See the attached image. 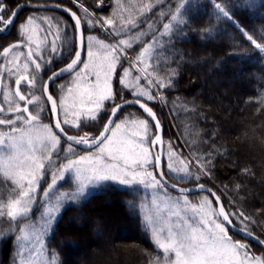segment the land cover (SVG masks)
<instances>
[{
    "label": "trees",
    "instance_id": "1",
    "mask_svg": "<svg viewBox=\"0 0 264 264\" xmlns=\"http://www.w3.org/2000/svg\"><path fill=\"white\" fill-rule=\"evenodd\" d=\"M5 1L11 5H64L79 15L85 32L91 19L85 7L96 19L113 20L118 17L114 15L117 11H124V17L134 11L133 18L141 20L135 36L144 28L142 22H149V31L139 35L140 45H152L153 51L147 77L141 78L139 84L150 88L154 99L133 97L127 90L123 96L147 103L163 124L165 177L182 186L210 187L222 199L232 223L264 241V53L255 49L241 32L243 29L258 40L264 37V0H218L232 19L218 12L211 0H183L179 14L175 5L181 0ZM59 15L72 24L66 16ZM165 24L169 25L167 29ZM96 32L102 38L100 31ZM127 33L122 32V36ZM60 48L63 50L59 63L63 64L73 54V36ZM69 79L71 76L56 81L52 94H56V85ZM113 89L121 93L116 76ZM128 112L149 119L138 108L129 106L119 112L115 123ZM107 118V111H103L96 121L81 122L75 130L62 125L69 134L87 132L96 136ZM72 148L82 152L94 150ZM153 174L158 180L155 167ZM2 178L0 175V264H21L25 251L29 252L23 249L21 241L24 222L13 223L5 215L3 204L11 191L9 182ZM191 196H206L215 205L207 193ZM153 197L145 185L138 183L122 187L102 184L85 198L66 206L56 220L48 221L50 228L41 230L40 235L33 233L36 240L30 251L41 244L40 264H160L164 258L153 242L155 233L149 219ZM104 202L115 208L105 210ZM186 207H181L180 213L194 211L195 215L194 209ZM37 209L29 221L36 231V223L43 220ZM78 214L91 220L87 225L76 226L72 221ZM104 223L113 228L109 231V243L102 248L91 242L90 236L104 229ZM79 234L89 240L88 259L84 261L74 258L77 244L73 238H79ZM247 243L260 252V247Z\"/></svg>",
    "mask_w": 264,
    "mask_h": 264
},
{
    "label": "rangeland",
    "instance_id": "2",
    "mask_svg": "<svg viewBox=\"0 0 264 264\" xmlns=\"http://www.w3.org/2000/svg\"><path fill=\"white\" fill-rule=\"evenodd\" d=\"M99 3H101V1ZM41 14V12H35V17H33L34 23L28 26V31L24 34V40H26L31 47L30 52H27L26 50L24 55L22 47H18L7 56L6 65L3 67L0 65V103L2 107L5 108L4 113L0 114V119H7L9 117L13 118L15 120L14 127L17 129L16 131H13V126L0 125V175L3 177V180L9 182V188L11 191L10 197H8L3 204L4 213L9 219L12 220V218L9 217L7 213L8 211L12 210L11 204L14 200L20 199L22 203L27 202V198L20 196V192L22 191L20 184H22L24 188H27L26 181L30 172H35L40 177L35 192L30 194L32 196V203L30 205L31 210L26 216H18L16 220H12L13 223L21 220L25 224L21 226V241L24 242L23 249L28 250L29 252L27 253L25 251V255L21 258V264L41 263V244L38 243L35 245L36 247L30 251L31 245L34 246L33 242L36 240L33 233H38L40 235L41 230L50 228L51 224L48 221L56 220L58 217H60L63 209L66 206L85 198L87 194L102 184L112 183L119 187L126 186L121 185L116 181L110 180L97 184L90 180V173L87 171H83L79 175L75 171H65L64 178H59L61 172L60 165L66 164L69 159H76L79 155L87 154L89 151L82 152L73 148V151L69 152L68 145L70 144L65 142L63 139L60 140V144L55 150H51L52 142L48 135V130L43 127V125L47 124L49 128L53 129L51 113L42 94L43 82L48 75L46 71H43L45 69L43 65L47 67L52 61H54L57 50L55 53L52 52L51 45L53 43L56 45V49H58L63 42H66L67 38H72L73 36V51L75 52L76 31L74 27L70 30V25H68V22L61 18L59 14L54 12L45 14V19L43 21L49 27H44L43 22L40 20V18H38V15ZM87 15L91 17L90 20L93 21L95 26L90 24V20H88V24L86 26L87 31L85 32L84 30L85 55L83 60L89 62L86 49L91 48V50L94 52L99 53L98 57L94 59L96 60L97 64H100L103 62L102 57L103 54H105V46L116 44L117 48L121 52V63L124 65V67L128 68L130 73V75L125 78V82L129 85V89L134 88L137 92L144 91L147 94H151L149 92L151 90L150 88L140 86L139 84L141 78L147 77V66H149V61L153 51L152 45L144 46V48H141L140 45L143 33L142 31H149V28H151L148 26L149 22L143 21L142 23L144 24V28L140 31L138 36H135L137 35V33H135V29L140 24L141 20L138 19L139 17L133 18L134 11L131 12V16L127 14L125 17L124 11L121 13L117 11L114 15H116V17L118 16L117 19L121 23L119 24L117 22L118 20L115 18L113 19V25L111 27L107 25L101 27L100 24L96 22L98 20H105L106 18L96 19V17H94L90 11H88ZM117 24L122 27V29L117 27ZM129 29H131L133 32H129ZM97 30L100 31L102 38L97 34ZM124 31H127L128 33L122 36V32ZM151 34L153 35V33ZM139 35H141V37H139ZM29 36L31 37V42L28 39ZM89 36L94 37V39L92 41H88L87 37ZM119 40H125L127 44L119 45ZM128 45L131 46L129 47ZM145 49H147V51H145ZM142 52L143 55L141 56ZM29 53H32L31 60L28 59ZM36 53H39V55H36ZM32 60H35L41 64V69L38 72H36L35 64L32 63ZM26 63L28 64V69L25 71L24 64ZM79 68H82V65ZM117 71L120 72L119 65L117 67ZM34 74L36 76V81L35 85L32 86L31 79ZM21 75L28 77L27 80L21 81L24 83L28 82V93L30 95V99L32 100V103L29 104V116L37 115L39 118L35 121H28L24 118V116H22V114L17 113L18 110L16 107L19 105V103L16 101V87L14 86L13 82L20 78ZM134 75L136 76L135 79H133ZM86 79L89 82H94L96 78L93 75L87 76ZM101 80H103V74L101 75ZM55 88V98L59 107L60 119H62V121L67 119L70 122L69 124H64L65 126L75 130L76 126H72V121H75L78 125L81 122H92L85 121L83 117L77 120L75 115L81 110L82 107H84V105H81L80 100L82 97L86 96L87 84L84 83L81 78L76 77L73 73L71 79L59 83ZM69 89H71V91H69ZM129 89H124L118 97H115L114 101H105L106 107L101 112L107 111L109 116L113 104H118L121 102V96L126 99L123 94L126 93L125 90L129 91ZM139 97L146 100L145 96ZM17 117H19V119H16ZM140 119L147 118L128 112L119 120H117L116 123L121 124V128L116 130V136L113 137L114 142H117V144H114L113 147L118 146V142L127 141L130 138L138 140L139 136L143 135V128L138 124ZM147 120L149 121V119ZM134 121L136 123H134ZM152 126V123H150L148 136L154 138L156 133L154 127ZM153 130L154 134L152 132ZM133 132H136L138 135L133 137ZM80 133L72 135L79 137L85 132ZM109 135H111V133H109ZM88 136L92 135L88 133ZM144 146L149 148V153L153 157L152 163L147 165L148 170L153 173L155 164L154 154L151 152V145H149L147 137L145 138ZM49 151H51L50 160L45 159ZM137 151H139V149H137ZM92 152H95V149L92 150ZM41 162L44 163L45 167L42 170H37L34 165ZM81 167L86 168L87 165H82ZM53 175H55L57 178L56 184L51 188V190H49V185L52 184ZM12 178H15L20 183L14 184ZM146 187L151 191L152 195H154L153 199H151L152 202L148 209L151 212L149 214L150 227L155 233L153 242L159 249V254H161L164 258V261L160 264H172L175 259L174 252H165V250L160 246L162 243L167 242L169 232L179 236L183 232L190 233L191 228L196 227L207 233L208 228L214 229L212 221L222 224L216 212V206L212 204L208 197L207 200L210 203V208L201 207L206 196L176 194L167 190L160 182L159 184H156L155 187ZM45 191L48 192L47 195H44ZM103 206L105 210L115 208V206L108 205L105 202L103 203ZM184 206L185 209L187 208L186 206L194 209L195 215L194 211L193 213H190L185 210L186 214L180 213V208ZM17 207H19V205ZM36 207L38 208L37 210L43 215V220L36 223L38 231L31 229L32 226L29 224V221L34 218L32 213L34 210H36ZM201 216L204 217V220L207 222V226L200 222ZM90 220L91 219L88 216L78 214L72 223L76 226H81L87 225ZM95 224L96 220L93 219L92 226H95ZM110 228L113 227H109L108 224H105L104 229L97 231L92 234V236H90L91 242L93 241L95 244H100L102 248L106 246L110 241ZM214 231L217 236L221 235L219 230L214 229ZM225 231L227 232L228 238L231 241L237 242L244 246V248L241 250V257L243 256L244 252H246L249 258L256 257L264 259V251L262 249L256 246L258 249H260V252L258 253V251H256L255 248H253L249 243L239 239L234 234H231V232H229L226 227ZM80 236L81 235L79 234V238H73L75 244H77L74 258L75 260L84 261L88 259V255L86 254V241L89 242V240H86ZM158 240L159 243L157 242Z\"/></svg>",
    "mask_w": 264,
    "mask_h": 264
},
{
    "label": "snow or ice",
    "instance_id": "3",
    "mask_svg": "<svg viewBox=\"0 0 264 264\" xmlns=\"http://www.w3.org/2000/svg\"><path fill=\"white\" fill-rule=\"evenodd\" d=\"M78 2V0H74ZM103 0H101V3ZM213 7L218 10L222 15L232 19L229 12L223 6L222 3L218 0H211ZM184 2L181 0V3L175 5L176 12L179 14L181 7ZM59 7V5H57ZM83 7V6H82ZM64 11L70 12L72 18L75 20V27L77 30L80 29L81 19L77 17L75 12H71L69 8H65ZM85 13L87 14L89 9L84 8ZM16 19V11H9L7 9V4L5 0H0V26L7 27L11 25ZM172 19H176V16H173ZM100 24L101 27L107 25L111 27L113 25L112 19L98 20L96 21ZM34 23V18L29 16L26 20L16 25L17 34L23 36L28 31V26ZM90 24H93V21H89ZM3 27H0V30H3ZM164 27L167 29L169 25L165 24ZM243 36H245L255 49L259 50L261 53H264V37L254 38L253 34L241 29ZM31 42V37H28ZM83 39V38H82ZM94 37H87L88 41H92ZM119 45H126L125 40H119ZM129 47L131 45H128ZM17 47L16 44L11 45L10 47H2V52L5 57L8 56L9 52L12 49ZM52 52H56V45L53 43L51 45ZM147 51V49H145ZM89 62H86L82 59V52L75 51L74 58L71 59L70 63L67 64L65 68L60 69L57 73H53L52 77L49 80L54 79L57 75L63 72L74 73L76 77L82 79L84 83L87 84L86 96L82 97L80 100L81 105L84 107L77 112L76 118L79 120L81 117L85 121H96L99 118V115L102 110L105 109V101H114L115 97L120 93L113 91L112 79L114 76L119 78V84L121 85L120 92L122 93L124 89H129V85L125 82V78L130 75L127 67L121 63V52L117 48L116 44L106 45L105 54L102 57V63L97 64L94 58L98 57L99 53L94 52L91 48L86 49ZM39 55V53H36ZM143 52L141 53V56ZM28 59H32V53H29ZM32 63L35 64V70L38 72L41 69V64L35 60H32ZM78 65H82V68H78ZM120 67V72L117 71V67ZM25 71L28 69V64H24ZM122 73V75H121ZM103 74V80H101V75ZM95 76L94 82H89L87 76ZM28 77L21 75L20 78L16 79L15 83L17 86L20 85L21 80H27ZM139 79V78H137ZM36 81L35 74L32 76L31 85L34 86ZM75 82V81H74ZM163 86V85H161ZM46 90V88H45ZM71 91V89H69ZM133 97L145 96L146 100L151 101L154 99V96L147 94L144 91L137 92L134 88L129 89ZM16 95L19 96L21 101L26 99L24 94H21L19 89L16 91ZM48 101H51L52 107L51 111L55 113L57 111V101L53 99L52 95L47 96ZM123 103H139V107L143 109L144 113H147L148 117H151L152 121L156 123L152 126L157 131L162 130V125L158 122V118L154 113L153 109L147 105L145 102H141L138 99L135 100H125L121 96ZM28 103L31 104L32 100L29 99ZM120 104H113L111 107V116L115 117L117 111L120 109ZM19 105H17V109ZM24 112H27L28 109H23ZM39 117L37 115H30L25 117L28 121H35ZM16 119H19L17 117ZM70 122L65 119L63 122L58 121L55 124V129H58L59 132H54L53 129L49 128L47 124L43 125L45 129L48 130V135L51 140V150H55L60 144L61 133L66 136L67 141L74 142L75 144L84 145L89 149H95V152L89 151L87 154L79 155L76 159H69L66 164L60 165V179L64 178L65 171H75L78 175L87 171L90 173V180L99 184L104 181H116L121 185H133L141 184L145 186L155 187L156 184H159V181L153 176V173L148 170L147 165L152 163L153 157L149 153V148L145 147V138H148L149 145L155 144L161 140L160 135H155L154 139L148 136L150 130V122L147 119H140L138 124L143 128V135L139 136L138 140L129 139L127 141L118 142V146L113 147L114 142L113 137L116 136V130L121 128V124L115 123L114 119H109L104 126V130L99 134L98 137L89 140L88 133L85 132L82 136L67 135L65 129L62 127V124H69ZM134 123H136L134 121ZM72 126L79 127L75 121L71 122ZM0 125H10L13 126V131L17 129L14 127L15 120L11 117L7 119H0ZM113 125V127H109ZM105 133H111V135H105ZM138 134L136 132L132 133V136L135 137ZM127 145V146H125ZM139 149V151H137ZM68 151L72 152L73 148L71 144L68 147ZM45 159H51V151L48 152ZM159 157H155L156 163H159ZM82 165H87L86 168H82ZM37 170L44 169V163H38L34 165ZM151 178V179H149ZM13 179L14 184H19L15 178ZM40 177L35 172H30L27 176V188H24L22 184L20 187L22 191L20 196L27 198V202L22 203L20 199L14 200L11 204V209L8 211L7 215L16 220L17 217L26 216L31 210L30 205L32 203L31 193H34L38 184ZM56 176L53 175L52 184L49 185V190L56 184ZM203 189V185H201ZM48 192L45 191L44 195H47ZM19 205V207H17ZM203 207H209L210 203L207 200V197L204 198L202 203ZM219 215L224 217L225 221L229 220V215L224 213V209L221 208ZM200 222L204 223L207 226V222L204 220V217H200ZM215 230H219L221 235L217 236L214 229L208 228V232L205 233L203 230L193 227L189 232H183L181 235L177 236L176 234L169 232L167 237V242L162 243L160 246L165 250V252L171 251L175 254V259L172 264H264V259L252 257L249 258L248 254L244 252L241 257V250L244 248L243 245L233 242L228 238V234L225 231V227L216 221H212ZM251 234V233H249ZM159 243V240L157 241Z\"/></svg>",
    "mask_w": 264,
    "mask_h": 264
},
{
    "label": "water",
    "instance_id": "4",
    "mask_svg": "<svg viewBox=\"0 0 264 264\" xmlns=\"http://www.w3.org/2000/svg\"><path fill=\"white\" fill-rule=\"evenodd\" d=\"M58 4H54V3H40V4H36V3H22L20 4L17 9L15 10L16 11V14L17 12L21 9V8H32V9H45V10H57V11H60V12H63L65 13L66 15H68L74 25H75V20L72 18L71 16V13L70 12H66L64 11V9L66 7L64 6H61L59 5V7L57 6ZM71 12H73L71 10ZM77 15V14H76ZM78 17V15H77ZM75 30H76V51H81L82 52V59L84 58V53H85V39H84V31H83V26H82V23H81V26H80V29L77 30L76 27H75ZM83 38V39H82ZM74 58V57H73ZM72 58V59H73ZM70 63V62H69ZM67 63V64H69ZM66 65H64L63 67L57 69L56 71L52 72L48 77L47 79L45 80L44 84H43V96H44V99L49 107V110H50V113H51V117H52V123H53V129L55 132H59L58 129H55V124L60 121V118H59V109H58V106H57V111L55 113H53L51 111V107H52V104H51V101H48L47 99V96L48 95H52L51 92H50V85L58 80V79H61L63 77H66L70 74H72L71 72H63V73H60L59 75H57L54 79L52 80H49L50 77H52L53 73H57L60 69L62 68H65ZM80 65H78L77 67H79ZM46 88V90H45ZM54 99V98H53ZM129 100H134V99H129ZM142 102V101H141ZM121 105L120 109L117 111L115 117H112L111 116V113L108 117V119L106 120V122L104 123L101 131L96 135V136H93V137H89V140L93 139V138H96L99 136V134L104 130V126L105 124L108 122L109 119H114V121L116 120L119 112L125 108V107H129V106H133V107H136L138 108L140 111H142L143 114H145L147 116V113H144L143 109H141L139 107V103H123V102H120L118 103ZM1 110V108H0ZM154 111V110H153ZM154 113L156 114V112L154 111ZM157 116V114H156ZM148 117V116H147ZM152 123V125H154L156 123V121H152L151 120V117H148ZM158 118V117H157ZM61 122V121H60ZM158 122L162 125V130H159L157 131L155 128V135H160L161 136V140L155 144H151V148L153 150V153H154V160H155V157H159V163L157 164L156 163V160H155V173H156V176L157 178L160 180V182L163 184V186L176 193V194H184V195H192V194H196V193H199V192H204V193H207L215 202V205H216V212L218 214V217L220 218V221L223 223V225L228 229V231H230L231 233L239 236L240 238H242L243 240L247 241V242H250V243H253L257 246H259L263 251H264V241H262L259 237H257L255 234L243 229V228H239V227H236L230 217H229V220L228 221H225L224 220V217L222 215H219V212H220V209L223 208L224 209V213L226 215H228L226 209H225V206L223 204V201L222 199L220 198V196L215 192L213 191L210 187L206 186V185H203V184H198V185H194V186H181V185H178V184H175V183H172L170 182L164 175V171H163V165H164V148H163V134H164V126L163 124L160 122L159 118H158ZM113 125H109V127H112ZM109 133H105V135H108ZM61 138L63 140H65L66 142H68L69 144L79 148V149H82V150H90L89 148H87L86 146L84 145H80V144H75L74 142H71V141H67L66 139V136L61 133ZM67 135H70L67 133ZM154 139V138H153ZM94 149V148H93ZM201 185H203V189L201 188ZM251 233V234H249Z\"/></svg>",
    "mask_w": 264,
    "mask_h": 264
},
{
    "label": "flooded vegetation",
    "instance_id": "5",
    "mask_svg": "<svg viewBox=\"0 0 264 264\" xmlns=\"http://www.w3.org/2000/svg\"><path fill=\"white\" fill-rule=\"evenodd\" d=\"M5 3L7 4V9H8L9 11H15V10L17 9V7H18L20 4L25 3V2L18 3V4H15V5H11L10 3L6 2V1H5ZM60 5H61V4H60ZM63 6H64V5H63ZM65 7H66V6H65ZM67 8H69V7H67ZM69 9H71V8H69ZM71 10H72V9H71ZM35 12H36V13H37V12H41V13H42L41 15H38V18H40V20L43 22L44 27H49L48 25H46V24L44 23L43 20L45 19V14H50L51 11H48V10H38V9H30V8H21V9L17 12V14H16V19H15V21H14L11 25H9V26H7V27L0 26V27H3V30H0V65H1L2 67L6 65V58H7V57H5V56L3 55L2 47H10L11 45L16 44V45H17L16 48H18V47H19V48L22 47V50L24 51V52H23L24 55H25V51H26V50H27V52H30V48H31V47H30L29 43H28L26 40H24L25 35H23V36H19V35L17 34L16 25L18 26L20 23L24 22L25 19H26L27 17H29V16H31V17H35ZM54 12L66 16L67 19H69V21L72 23L71 19H70L67 15H65L64 13H62V12H60V11H54ZM55 20H56V18H55ZM68 25H70V28H69V29L71 30V28L73 27V23H72V24H68ZM65 43H67V39H66V42H65ZM60 46H61V45H60ZM16 48H15V49H16ZM75 48H76V45H75ZM13 50H14V49H12V51H13ZM62 50H63V49H61L60 47L57 49V53L55 54L54 61H52L51 64H50L49 66L45 67V65H43V67L45 68L43 71H44V72L46 71L47 74H48V75L46 76V78L44 79V82H45V80L47 79V77H48L52 72L56 71L57 69H59L60 67L64 66L65 64H67V63L70 61V59H69L68 61H66V62L63 63V64H60V63H59V59H60V56H61V54H62ZM12 51H10L9 54L12 53ZM73 52H74V51H73ZM9 54H8V55H9ZM73 54H74V53H73ZM73 54H72V56H73ZM26 55H27V54H26ZM72 56H71V58H72ZM63 61H64V60H63ZM64 78H66V77H64ZM64 78H61V79H64ZM39 79H40V78H39ZM61 79H59V80H61ZM59 80H57V81H59ZM15 81H16V80H15ZM15 81L13 82V84H14V86L16 87V91H17V89H20L21 94H24V95L26 96V99H25L24 101H21V100L19 99V96L16 95V101L19 103V108L17 109V107H16V109L18 110L17 113H18V114H22V116H24V118H25V117L29 116V103H28V100L30 99V95H29V93H28V92H29L28 82L24 83L23 81H21L20 85L17 86L16 83H15ZM44 82H43V84H44ZM55 82H56V81H55ZM55 82H53V83L50 85V90H51L52 85H53ZM15 93H16V92H15ZM51 93H52V92H51ZM53 96H54V95H53ZM0 99H1V97H0ZM0 107H1V109H2V110L0 111V113H3V112L5 111V108L2 107L1 103H0ZM25 108L28 109L27 112H24V111H23V109H25Z\"/></svg>",
    "mask_w": 264,
    "mask_h": 264
}]
</instances>
